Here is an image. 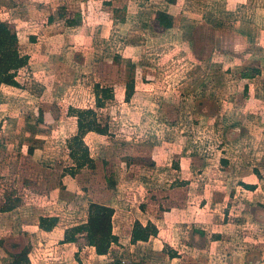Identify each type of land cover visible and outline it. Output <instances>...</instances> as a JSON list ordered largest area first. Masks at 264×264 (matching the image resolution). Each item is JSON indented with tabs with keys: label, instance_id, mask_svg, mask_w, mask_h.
<instances>
[{
	"label": "rangeland",
	"instance_id": "obj_1",
	"mask_svg": "<svg viewBox=\"0 0 264 264\" xmlns=\"http://www.w3.org/2000/svg\"><path fill=\"white\" fill-rule=\"evenodd\" d=\"M142 1L26 0L6 16L30 58L15 72L18 87L0 84V207L18 200L0 211V264L29 248L35 264H229L231 253H257L264 264L262 234L240 222L250 201L240 184L264 173V60L258 68L259 59L243 55L249 48L213 54L205 23L225 15L224 0L219 8L186 2L182 29L203 23L194 34L159 30L150 10L166 4ZM97 84L115 93L102 109ZM71 109H94L110 125L108 135L83 137L94 161L81 170L70 156L78 133ZM91 202L115 210L119 243L105 257L82 236L61 240L87 222ZM224 213L239 244L196 250L193 221L220 230ZM42 217L59 223L43 231ZM137 221L154 222L158 235L133 244Z\"/></svg>",
	"mask_w": 264,
	"mask_h": 264
},
{
	"label": "crops",
	"instance_id": "obj_2",
	"mask_svg": "<svg viewBox=\"0 0 264 264\" xmlns=\"http://www.w3.org/2000/svg\"><path fill=\"white\" fill-rule=\"evenodd\" d=\"M162 1L164 2L163 3L164 5L166 4L165 7L160 8V9H154L153 11L150 10L151 15H152L151 20L153 24L158 27L159 30H162L165 32V31H172L174 29H178V30L184 31L185 33H188L190 31V33L192 32V34H194L197 28L202 26L203 23H201L198 20L199 22H196V23L194 22V24L197 25L194 28V31L192 29L191 30L182 29L183 26L186 25L185 23L187 21V18H184V15L181 13L180 10L184 9V5L186 4L187 1L191 3L193 2V4H195L194 0H176L175 3H169L167 0H162ZM25 2L26 0H0V22H5V23L10 24L6 16H8V14L10 13H13L15 9L21 8V5L24 4ZM218 2L219 1L217 0H207L206 3L207 4L209 3V5H211L210 6L211 8L212 7L219 8L221 3H218ZM113 5L116 11H119L121 8H125V6L121 7V3L119 2H114ZM223 5L225 9L224 12H226L224 14L226 16L223 14L224 16L217 17L216 15L209 14L207 23H205V25H207L208 30L210 32L208 41L212 43L211 48H212V51L214 50L213 54L215 55L217 53L223 52L224 50L222 47H224L225 50H231V51H225L223 53L224 55H227V56H230V55L233 56L234 50H239L241 48L242 50H245L249 48L251 50V53L249 52L251 55L250 54L247 55V53L245 52L243 55L249 58L251 56V59L252 58L259 59V60H256L258 63L257 64L258 68H259L261 65V61L263 62L264 60V0H224L222 1V6ZM174 9L178 10V12L174 13L173 11ZM8 10H9V13H6L8 12ZM207 11H212V10L207 8ZM158 12L167 13L173 18L172 28L166 29L161 25V23L157 20ZM50 19H52V17H50ZM121 22L125 23V20L123 19ZM228 25L232 26L231 30L224 28L225 26H228ZM146 26H147V23H146ZM253 49H255L256 52H254ZM224 162L227 163V161H224ZM256 173H257L256 180L253 178L251 181H248L247 179L246 180L243 179L242 180L243 182L240 184L242 187H244L242 191H244V193L246 194L248 198L247 200H250V201H247L246 203L248 210L246 211V213L244 212L243 215L241 214V216H243V219H240V222L243 223L242 226L244 230H248L249 234L250 232L251 234L252 233L262 234L261 236L264 239V234L262 232L264 229V191H262V186L264 189V173L260 170H258ZM91 203H97V202H91ZM102 205H105V204H102ZM106 206H109V205H106ZM224 207L227 208V205H225ZM112 208L114 209V207ZM234 216L238 218L239 215H234ZM205 217L209 219H211L212 217L213 219L214 215L207 213ZM220 218H221L220 221L224 223V228H223L224 230L223 229L217 230L216 228V230L214 231H208L207 230V228H209L208 225H203L202 223H196V221H193L195 224H197V226L193 230L194 231L193 233H196V237L195 238L193 237L196 250L200 252H205V251L210 252V250H212V248L216 244L221 243L222 240L224 241L225 244L229 246L231 245L232 247L235 246V244L236 245L239 244V242L237 241L238 235L237 233H235L237 227H234L232 224H230V222L229 223L226 222L227 215L225 213L223 214V216L221 215ZM228 218H230V215L228 216ZM139 222L144 227L151 223L152 225L157 226V229H158V225H156L152 221L148 222V224H143L141 221ZM114 227L115 226L113 222V233L114 235L118 237V235L114 232L115 230ZM133 228L131 230V236H132ZM61 240L62 241L64 240V235H62ZM183 241L184 240H182V244L185 245ZM244 241L245 242L247 241L245 237H244ZM201 243L203 244L201 245ZM65 245H69V244H65ZM242 246H244L246 249H251L250 247H248L249 245H247L246 243L244 245L243 242H242ZM180 254L181 253H179V255ZM262 255L264 254L262 253ZM256 256H258L257 253H251L250 255L247 256V258L241 256V258L239 259L237 255H234V253H231L229 259L232 262L229 264H256L259 261ZM101 257H105V256H101ZM32 264H35V263L32 262Z\"/></svg>",
	"mask_w": 264,
	"mask_h": 264
},
{
	"label": "trees",
	"instance_id": "obj_3",
	"mask_svg": "<svg viewBox=\"0 0 264 264\" xmlns=\"http://www.w3.org/2000/svg\"><path fill=\"white\" fill-rule=\"evenodd\" d=\"M175 3L176 0H167ZM157 20L161 25L170 29L173 26V18L164 12L157 13ZM72 24V23H71ZM75 23L72 24L74 26ZM19 35L14 32L10 24L0 22V84L18 87L15 72L28 65L29 57L23 56L19 50ZM135 69V65L132 66ZM135 93V78L132 77L126 84V101L130 102ZM96 107L102 109L108 102L115 99L114 90L111 87H102L100 84L95 86ZM71 113L78 120V133L69 143L70 156L76 160L78 169L93 164L90 151L85 146L83 137L89 132L100 135H108L110 130L109 123H103L94 109L75 110ZM32 152V151H31ZM75 173H72L74 175ZM17 201L9 199L8 203L0 207L1 212H10L17 207ZM115 210L112 207L99 203H91L88 210V220L68 230L65 234L63 243H76L79 236L87 241L88 245L95 248L99 256H107L114 244L119 243V238L113 233V217ZM59 223V218L49 217L40 219V228L43 231H52ZM158 229L151 223L143 226L139 221L135 223L132 231L131 241L133 244L138 242H148L150 237L157 236ZM31 248L13 255V261L9 264H32L30 260Z\"/></svg>",
	"mask_w": 264,
	"mask_h": 264
}]
</instances>
